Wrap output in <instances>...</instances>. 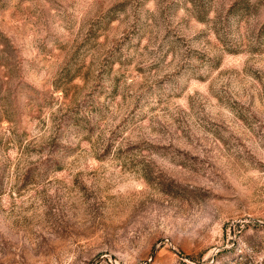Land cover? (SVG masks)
I'll return each mask as SVG.
<instances>
[{"label": "rangeland", "instance_id": "374dc122", "mask_svg": "<svg viewBox=\"0 0 264 264\" xmlns=\"http://www.w3.org/2000/svg\"><path fill=\"white\" fill-rule=\"evenodd\" d=\"M0 264H264V0H0Z\"/></svg>", "mask_w": 264, "mask_h": 264}]
</instances>
